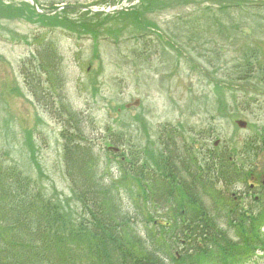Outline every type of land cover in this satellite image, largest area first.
I'll return each instance as SVG.
<instances>
[{
    "label": "rangeland",
    "instance_id": "1",
    "mask_svg": "<svg viewBox=\"0 0 264 264\" xmlns=\"http://www.w3.org/2000/svg\"><path fill=\"white\" fill-rule=\"evenodd\" d=\"M31 1L41 12L67 8L44 17L24 0H0L4 161L30 176L53 203L74 208L63 144H90L103 187L121 183L111 196L113 208L141 232L150 216L178 219L182 212L173 207L183 191L165 202L157 195L142 198L133 179L122 183L127 177L118 164L124 158L122 167L132 171L150 160L146 167L154 175L156 158H167V176L172 171L184 181L191 173L195 204L215 206L219 233L238 242L240 232L248 235L256 226L254 241L264 247L263 2ZM102 9L108 13L91 12ZM35 60L39 69L29 66ZM25 70H31L27 78ZM38 76L52 108L45 105L49 97H41ZM226 168L235 169L230 182L224 181ZM166 185L174 189L169 178Z\"/></svg>",
    "mask_w": 264,
    "mask_h": 264
},
{
    "label": "trees",
    "instance_id": "2",
    "mask_svg": "<svg viewBox=\"0 0 264 264\" xmlns=\"http://www.w3.org/2000/svg\"><path fill=\"white\" fill-rule=\"evenodd\" d=\"M258 5L264 8V3ZM31 9L27 7V14L32 15ZM11 10L12 13L19 11ZM0 11L3 10L0 8ZM39 64V60H35L29 66L39 69ZM30 71L25 70L26 78ZM36 78L40 80L39 76ZM40 83L41 86L37 85L42 96L34 95L36 99L49 97L45 105L52 108L51 94L43 90L41 80ZM63 149L72 197L79 207L53 203L55 201L48 198L30 176L5 162L0 150V264H254L264 259V247L256 246L258 241H254L256 226L248 235L240 232L242 237L238 242H231L224 232L219 233L215 222L219 214L215 206L196 205V185L182 181L172 171L167 176V158H156L152 166L158 173L154 175L150 166L146 167L150 160L137 168L135 159L132 160L130 167L135 168L132 171L122 167L125 161L118 164L119 174L127 177L122 183L133 179L131 187L138 189L142 198L157 195L165 202L175 190L183 191L181 203L173 207L182 212L178 219L176 214L171 219L168 215L161 219L150 216L146 220L149 225L138 232V227L133 230L130 226L134 224L132 221H126L119 216L120 211L113 208L111 196L118 193L121 183L112 181L113 185L103 187L105 177L95 167L91 145L64 142ZM234 170L226 168L225 182L232 180ZM168 178L174 189L167 187ZM178 241L183 242L180 250L174 246ZM173 251L177 255L172 254ZM258 251L262 256H257Z\"/></svg>",
    "mask_w": 264,
    "mask_h": 264
},
{
    "label": "water",
    "instance_id": "3",
    "mask_svg": "<svg viewBox=\"0 0 264 264\" xmlns=\"http://www.w3.org/2000/svg\"><path fill=\"white\" fill-rule=\"evenodd\" d=\"M31 2V5L33 6V8L36 10V5L32 2ZM55 11L53 12H48V13H43L44 15H51L53 14ZM40 13V12H39ZM92 13H108V10L106 9H102V10H99V11H92ZM42 14V13H41ZM262 185L264 186V177L262 178Z\"/></svg>",
    "mask_w": 264,
    "mask_h": 264
}]
</instances>
